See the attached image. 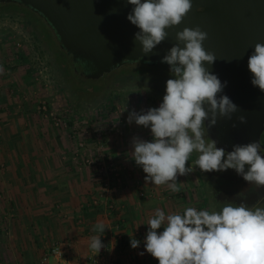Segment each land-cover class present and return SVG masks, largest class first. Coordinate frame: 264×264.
I'll return each instance as SVG.
<instances>
[{"label":"clouds","instance_id":"1","mask_svg":"<svg viewBox=\"0 0 264 264\" xmlns=\"http://www.w3.org/2000/svg\"><path fill=\"white\" fill-rule=\"evenodd\" d=\"M133 8L127 19L139 31L135 40L146 55L183 22L193 7L192 0H128ZM208 34L199 26L175 32L177 43L162 63L170 66L171 78L158 107L132 111L128 122L150 129L151 140H133L132 158L146 173L145 180L178 191L177 176L193 172L186 167L193 153L195 165L203 172L229 169L250 185L264 188V149L260 142L233 145L232 151L217 146L208 129L219 118L231 119L239 111L229 96L220 95L227 86L208 69L214 53L206 52ZM251 83L264 92V43H257L248 59ZM240 123H246L244 116ZM147 253L159 264H264V197L249 206L224 202L218 210L186 207L182 212L165 213L157 208L146 223ZM98 223L94 231L104 232ZM140 241L132 238V248ZM90 251L104 247L101 236L89 238ZM143 254V253H141Z\"/></svg>","mask_w":264,"mask_h":264},{"label":"crops","instance_id":"2","mask_svg":"<svg viewBox=\"0 0 264 264\" xmlns=\"http://www.w3.org/2000/svg\"><path fill=\"white\" fill-rule=\"evenodd\" d=\"M2 53L0 44V58ZM2 72L0 104L2 111L8 112L0 113V206L6 209L0 214L6 219L3 226L0 221V229L6 231L0 230V234H8L7 244L15 261L42 264L47 249L69 241L74 264H93L97 254L89 250L88 242L96 235L105 245L103 257L97 258L99 264H159L144 248L149 228L146 223L157 208L166 214L178 212L174 192L166 185L156 186L145 180L146 173L132 158L133 145L125 146L126 151L112 145L104 154L123 170L124 183L110 195L113 209L106 207L104 200L93 205L101 194L100 171L83 165L81 158L74 156L76 146L70 134L57 132L28 106V94L36 89L33 77L26 73L20 77V71L15 70L13 74L20 79L9 82L13 85L10 96L5 93L10 90ZM146 137L150 135L139 136ZM109 138L114 141L113 135ZM88 153H97V147L88 144ZM90 206L94 208L85 209ZM101 222L105 231H94ZM132 238L141 242L138 248L131 247ZM49 264H55L54 260Z\"/></svg>","mask_w":264,"mask_h":264},{"label":"rangeland","instance_id":"3","mask_svg":"<svg viewBox=\"0 0 264 264\" xmlns=\"http://www.w3.org/2000/svg\"><path fill=\"white\" fill-rule=\"evenodd\" d=\"M25 13L36 22L37 27L30 23ZM25 13L0 8V44L3 49L0 70L6 76L3 79L9 86L8 90L13 87L9 82L20 79L13 74L15 70L20 71V77L22 73L33 77L36 89H31L28 94L31 97L28 106L40 117L42 115L48 120L57 132L65 131L70 134L74 138L75 146L80 140L97 146L96 134L111 129L114 141L106 138L103 141L105 148L113 145L121 151L125 148L126 151V147H131L133 140L144 133L150 135L146 140H151L150 129L136 125L134 121L129 123L128 118L132 111H147L149 108L158 107L162 102L166 81L171 78L170 74L162 73L168 72L166 67L161 64L141 66L142 68L125 65L115 74L108 75L109 77L90 80L77 75L69 61L74 72L66 62L71 73L67 75L57 62V53H61V48L46 21L32 10H26ZM8 92L11 96V90L5 93ZM2 101L8 104L5 100ZM2 106L0 104V113L8 112L6 109L2 111ZM117 139H120L119 144ZM196 157L197 154L193 153L186 165L188 167L192 164L193 172L178 175L176 183L179 190L172 191L179 203L178 212L189 206L198 210H218L222 203L228 201L253 206L260 193L264 192V188L250 185L233 169L224 172L212 171V176L217 178L221 173L228 174V187L225 189L229 191V199L217 201L212 194L209 175L195 165ZM218 180L222 183V174ZM0 194L2 195L1 187ZM4 210L6 209L0 206V214L3 215ZM1 220L2 226L5 225L6 219L0 217ZM6 237L8 234H0V264H21L15 261Z\"/></svg>","mask_w":264,"mask_h":264},{"label":"water","instance_id":"4","mask_svg":"<svg viewBox=\"0 0 264 264\" xmlns=\"http://www.w3.org/2000/svg\"><path fill=\"white\" fill-rule=\"evenodd\" d=\"M181 25L151 53L144 54L135 40L139 29L128 19V0H0L38 13L48 24L77 75L99 80L125 65L155 66L177 43L175 32L184 27L208 34L206 52L217 57L209 71L227 86V95L239 111L231 119L219 118L208 129L217 146L232 151L235 144L260 142L264 149V92L251 83L248 59L257 43H264V0H192ZM244 116L246 123H240Z\"/></svg>","mask_w":264,"mask_h":264},{"label":"built area","instance_id":"5","mask_svg":"<svg viewBox=\"0 0 264 264\" xmlns=\"http://www.w3.org/2000/svg\"><path fill=\"white\" fill-rule=\"evenodd\" d=\"M116 128V125H114ZM113 129L105 133L98 132L96 134L97 153L86 154L88 151V144L79 141L76 146L74 156L81 158V163L86 166L96 167L101 173V194L93 201V205L98 206L101 200H104L105 206L110 210L114 208V204L110 203V195L117 192L124 183L123 170L118 168L116 164L112 163L111 159L104 154L106 151L103 141L110 137ZM87 135V134H86ZM103 243V242H102ZM104 245V243H103ZM104 247L96 252V257L93 259V264H99L97 258L103 257ZM54 260L55 264H74L72 247L69 241H62L51 248L47 249L42 257V264H49ZM109 264H120L118 261H110Z\"/></svg>","mask_w":264,"mask_h":264},{"label":"flooded vegetation","instance_id":"6","mask_svg":"<svg viewBox=\"0 0 264 264\" xmlns=\"http://www.w3.org/2000/svg\"><path fill=\"white\" fill-rule=\"evenodd\" d=\"M30 23L33 26H35L32 22H30ZM35 27H37V25ZM42 33H43V30H42ZM207 174L209 175V178H210L209 184H210V186L212 188V194L215 197V199L217 201L229 199V193H228L229 191L227 192V190L225 189V187H228L227 186L228 185V183H227L228 182V180H227L228 177H226L228 174L221 173L222 174V183H220L219 180H218L220 178V175L221 174H219V177L218 178L215 177V176L213 177L211 172H207ZM231 177H233V176H231ZM261 197H264V192L263 191L260 193V195L257 197V199L255 200L254 203H257L258 200Z\"/></svg>","mask_w":264,"mask_h":264},{"label":"trees","instance_id":"7","mask_svg":"<svg viewBox=\"0 0 264 264\" xmlns=\"http://www.w3.org/2000/svg\"><path fill=\"white\" fill-rule=\"evenodd\" d=\"M4 7L6 10H17V11H20V12H23L25 13L26 10H30V9H26L24 7H21L20 5L18 4H15V3H0V8ZM25 15L28 17V19L30 20V22H32L35 26L37 25L36 22L32 21L31 18H29L28 14L25 13ZM38 26V25H37ZM61 53L58 54L57 53V58H58V63H59V66L60 68L62 69V71L66 72L67 75L68 74H71L70 71H69V68L67 66V63H69V59L67 58L66 54L63 52L62 49H60ZM67 62V63H66ZM65 63V64H63ZM69 66L71 68V63H69ZM166 67V66H165ZM138 68H142L141 66H138ZM166 69L168 70V72H162V73H167V74H170V70L166 67ZM71 70L73 71V69L71 68ZM74 72V71H73ZM115 72H113L112 74L110 75H113L115 74ZM140 73H143V72H140ZM171 75V74H170ZM109 77V76H107ZM115 207V205H114ZM94 207L90 206V207H85V209L87 210H90V209H93Z\"/></svg>","mask_w":264,"mask_h":264}]
</instances>
